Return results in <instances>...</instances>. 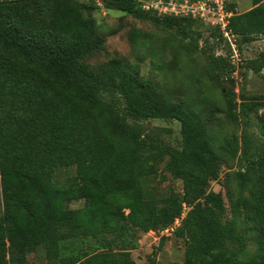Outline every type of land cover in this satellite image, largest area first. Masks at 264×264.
<instances>
[{"label":"trees","instance_id":"1","mask_svg":"<svg viewBox=\"0 0 264 264\" xmlns=\"http://www.w3.org/2000/svg\"><path fill=\"white\" fill-rule=\"evenodd\" d=\"M102 1L185 34L200 21L158 15L140 0ZM253 2L244 12L233 11L228 22L246 42L264 34V0ZM91 10L79 0H0V51L9 58L0 55V264H25V254L37 246L50 251L78 237L104 240L130 227L159 231L181 215L183 204L187 211L173 233L184 241L185 264H264V147H249L243 131L240 167L221 179V156L196 111L120 62L89 65L104 43ZM227 64L212 56L211 74ZM248 66L264 70V54ZM253 105L242 101L240 112ZM227 108L235 118L233 100ZM148 118L177 120L180 148L146 130L141 121ZM165 158V170L182 183L179 198L155 183ZM62 168L74 171L66 182L56 178ZM233 179L246 194L234 195ZM213 180L219 191L210 188ZM80 199L82 206L70 207ZM252 215L261 238L256 263L215 257L226 246L242 255L238 220L249 222ZM109 246L50 256L49 264H137L124 243Z\"/></svg>","mask_w":264,"mask_h":264},{"label":"rangeland","instance_id":"2","mask_svg":"<svg viewBox=\"0 0 264 264\" xmlns=\"http://www.w3.org/2000/svg\"><path fill=\"white\" fill-rule=\"evenodd\" d=\"M79 1L91 6L97 33L104 39L99 52L88 59L89 65L96 67L106 62H120L124 70L138 73L156 83L172 101L181 102L196 111L203 121L208 122L211 141L221 156V179L240 167L243 131L247 135L249 147H264V70L254 72L248 66L250 61L264 54V34L248 42L235 35L231 38L237 49L235 55L228 39L220 35V30L204 22L195 21L190 33L185 34L176 26L136 18L123 11L107 8L102 0ZM227 3L233 8L232 12L238 13L254 5L253 0H227ZM0 55L9 59L1 51ZM216 55L226 58L228 64L225 68H216L213 76L209 60ZM230 99L234 103L233 119L227 114ZM242 101L254 103L251 109H246L245 114L240 112ZM141 124L148 131L160 132L159 138L164 144L180 148V125L177 120L148 118L142 120ZM166 159L157 164L155 183L163 194L169 193L179 198L182 183L165 170ZM73 174L72 168H62L56 178L66 182ZM161 175L165 177L164 180H160ZM232 187L235 196L246 194L245 190L238 188L234 179ZM210 188L214 191L221 189L217 183L211 184ZM224 202L223 220L226 221L230 219L231 212L226 198ZM69 205L80 207L83 200H73ZM2 212L0 186V216ZM238 224V231L244 240L242 255H233L226 246L214 256L256 263L261 256L259 220L252 215L249 222L238 220ZM104 236V240L88 236L83 241L78 237L61 242L50 251L42 245L37 246L25 254V264H49L50 256L84 251L90 253L93 249L104 247L106 243L114 249L121 248V243H124L131 259L137 264H185L184 241L173 232L162 236L158 231L143 232L130 227L117 237L112 234Z\"/></svg>","mask_w":264,"mask_h":264},{"label":"built area","instance_id":"3","mask_svg":"<svg viewBox=\"0 0 264 264\" xmlns=\"http://www.w3.org/2000/svg\"><path fill=\"white\" fill-rule=\"evenodd\" d=\"M141 1V7L152 10L158 15L188 16L198 19L201 22L219 28L223 37L228 39L231 50L237 54L235 43L231 39L234 37L228 28L229 18L232 10L227 8V0H151L150 2ZM232 54L231 56H233ZM215 180L212 181V184ZM187 211V206L183 204L182 213L174 221L158 232L163 235L172 233L180 224L182 217Z\"/></svg>","mask_w":264,"mask_h":264}]
</instances>
